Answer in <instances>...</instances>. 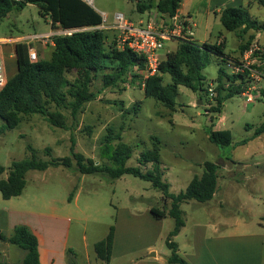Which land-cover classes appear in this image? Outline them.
Instances as JSON below:
<instances>
[{"label": "rangeland", "instance_id": "374dc122", "mask_svg": "<svg viewBox=\"0 0 264 264\" xmlns=\"http://www.w3.org/2000/svg\"><path fill=\"white\" fill-rule=\"evenodd\" d=\"M90 1L85 2L100 14L102 10L107 13L106 16L101 14L107 22L100 28L113 41L121 34L112 28L119 23L118 14L137 27H145L148 21L161 19L155 8L148 14L138 12L133 0ZM215 1L186 0V3L196 5L201 30L206 28L211 32V43L224 42L227 63L242 60L249 45L257 44L264 50V31L259 32L260 37H256L258 33L255 31H250L243 40L239 39L236 33L223 27L219 14L210 13L211 8L219 9L215 7ZM249 1L251 15L264 24V5L260 0ZM140 19L145 22L141 24ZM50 31L62 33L64 30L52 26L49 18H43L36 5L13 11L0 23V38L16 37L14 40L17 42H24L27 35ZM51 42L50 39L48 44L34 43L38 60V47ZM178 44L166 42L161 55L166 57ZM220 70L232 74L228 64L212 58L203 71L207 84L205 89H209L211 84L217 87ZM68 78L72 80L71 76ZM171 83V77L166 75L164 84ZM259 87L264 90V80L259 82ZM92 90L94 100L85 104L76 119L69 110L64 112L69 129L53 127L44 117L33 115L24 117L17 128L0 131V165L6 168L0 179L8 177L13 162L30 158L28 145L43 161L72 157L73 147L76 153L100 163L107 161L102 159V149L107 141H111L114 148L124 143L134 148L127 167H141L143 172H148L152 170V164L143 167L139 159L142 152L153 149L157 144L161 149L163 180L170 185V192L176 195L186 191L194 176L202 175L206 161L219 167L228 162L226 168L219 170L217 195L211 202L191 201L181 206L186 229L179 237H172L173 242L189 239L194 223L221 222L224 214L232 217L225 222L245 223L243 233L260 231V225L264 224V133L256 135V132L264 127V101L247 104L245 97L235 95L226 102L222 113L217 114L210 112L216 106V96L207 92L195 93L183 86L179 88L175 111L147 98L138 83L126 79L106 88L101 77L94 81ZM212 124L217 131L231 132V145L219 148L209 141L207 131ZM155 138L161 143L158 144ZM47 148L51 149L50 156L45 153ZM26 180V188L20 197L4 200L0 192V262L22 264L25 256L18 247L1 239V236L6 239L13 233L7 228L6 214L9 212L13 213L17 224L33 222L34 227L41 228L49 225L41 215L70 218L69 248L74 251L78 264H88V256L95 264V244L108 236L111 226H116L121 242L130 240L139 249L135 257H146L152 253H158L160 257L172 255L166 243L175 228V220L167 217L160 221L150 212L152 207L168 211L171 201H164L163 193L150 182L132 175L115 180L104 174L83 175L75 161L72 168L58 166L45 171H29ZM73 191L74 198L69 202ZM65 229L54 226L48 236L57 238L61 244L66 239ZM149 245L153 247L151 253ZM97 260L98 264H106ZM129 261V258L120 259L118 254L110 264H128Z\"/></svg>", "mask_w": 264, "mask_h": 264}, {"label": "trees", "instance_id": "16d2710c", "mask_svg": "<svg viewBox=\"0 0 264 264\" xmlns=\"http://www.w3.org/2000/svg\"><path fill=\"white\" fill-rule=\"evenodd\" d=\"M12 1H15L13 5ZM137 11L145 14L154 8L161 15L175 16L180 10L182 0H133ZM264 5V0H260ZM28 5H36L43 18H49L51 25L63 30H79L72 34H60L52 37L54 49L50 60L31 62L29 57L30 45L26 42L16 44L17 74L8 80L5 88L0 90V131L17 128L24 117L40 115L50 125L56 128H67L64 112L69 110L74 119L77 118L85 104L92 102L95 94L92 90L96 79L102 77L106 88L115 86L126 79L137 83L140 75L134 74L135 67H144V62L130 49L120 51L117 42L110 40L109 34L98 28L103 25L104 18L83 0H0V23L3 18L16 10H23ZM251 8L229 7L220 14L223 27L237 34L243 40L250 31L256 33L264 31V24L251 15ZM225 41V40H224ZM224 42L198 44L194 40L180 42L178 47L167 54L159 66V75L150 77L144 88L147 98H152L165 107L175 111L179 95V88L186 87L195 93L207 92L206 78L203 71L212 58L226 63L224 57ZM252 45H249V49ZM246 49V50H247ZM166 75L171 77V84L165 85ZM72 77V80L68 78ZM131 78V79H130ZM246 87L244 77L219 71L216 87V106L210 110L221 114L224 105L235 95H242ZM264 101V90H261ZM202 99V97H200ZM137 108L135 107L134 110ZM209 110H207L208 112ZM264 133V127L256 135ZM209 141L219 148L229 146L233 137L229 131L215 130L212 124L207 131ZM120 139V138H118ZM160 144L161 142L155 138ZM111 141H107L102 149V161L95 162L87 159L83 154L76 153L71 148L72 157L53 158L43 161L36 155V150L28 145L30 158L13 162L9 167L8 177L0 179V192L4 200L20 197L27 185L26 175L29 171H45L50 167L64 166L72 168L74 161L83 175L104 174L112 179H119L124 175L148 181L163 193L164 201H171L168 211L152 207L150 212L157 220L171 217L175 220V228L170 233L167 246L172 251L168 258L169 264H190L178 254V245L172 237L180 234L185 226L181 206L191 201L207 203L216 193L220 169L219 165L206 161L201 176L196 175L189 183L186 191L179 194L170 192V185L163 180L161 149L158 145L142 152L139 164L143 167L152 164V170L143 172L141 167H127V162L134 155L131 145L121 143L114 148ZM50 156L51 149L45 151ZM6 168L0 165V176ZM75 191L70 194L69 202L74 198ZM116 226H111L108 236L95 244L96 256L99 260L110 264L113 259V245ZM1 239L18 247L25 253L22 264H41L39 239L26 225L14 228L9 238ZM68 264H78L72 249L67 251ZM0 264H7L0 262Z\"/></svg>", "mask_w": 264, "mask_h": 264}, {"label": "crops", "instance_id": "0c3cea01", "mask_svg": "<svg viewBox=\"0 0 264 264\" xmlns=\"http://www.w3.org/2000/svg\"><path fill=\"white\" fill-rule=\"evenodd\" d=\"M18 1H22V0H18ZM241 6L248 8L252 7L249 0H216L215 7L216 8L219 7V9L215 10L211 8L210 13L219 14L220 16L221 12L226 8L229 7L235 8ZM195 8L196 5L193 4L188 5L186 3V0H182L181 7L178 13L182 15H190L193 17L196 23V27L194 28L193 40L196 43L202 45L211 42V39L209 37L211 32H209L208 29L206 28L204 31L201 30V23L198 20V13L196 12ZM101 14L107 15V13L103 10ZM145 14H148V12H146ZM104 20H106V17L104 18ZM139 22L144 23L145 20L140 19ZM50 33H52V31L27 35V37L24 38H28L30 36H35V35L50 34ZM260 36H261L260 33L256 35V37H260ZM14 38L16 37L4 36L0 38V58L4 59L5 62V74L7 80L13 78L18 72V65L16 60V44L20 42L15 41ZM168 43H172V42H168ZM33 47L36 49L35 44L33 45ZM53 49H54L53 41L47 46L44 45L38 47L40 59L50 60ZM164 60H166V58H164ZM258 164H259L258 162H255L256 167L260 168V165ZM227 165L228 162H226V165L221 166L220 169L224 167L226 168ZM218 175H219V171H218ZM243 187L246 186L243 185ZM216 195L217 192L215 193L214 198L216 197ZM221 206L223 207V205ZM226 215L227 214L223 215L224 219L221 222L214 221L213 224L194 223L191 237L187 240H182L180 243H177L179 256L185 259L190 264H264V224L260 225L261 226L260 231H257L255 233H248V232L243 233L242 230L245 229L246 224L245 223L243 224L242 222L239 221L225 222L232 218ZM41 217L46 218V220L49 221V225L46 228H41L40 226L34 227L33 222L28 224H17V222L15 221V216L13 215L12 212H9L6 214L7 228L11 232H13L14 228L18 225H26L28 227L29 226L31 227L29 228L37 235L39 239L41 264H68L67 251L68 249H70L69 237H70L71 219L58 218L54 215H41ZM54 221L56 222L60 221V222L59 223L57 222V224H55ZM54 226L66 228L65 229L66 239L63 243L61 242L62 245L60 244V240H58L57 238L55 237L49 238L48 236V233L52 232ZM184 229H186V223L180 234L177 235L176 237L182 235ZM138 250L139 249H137V247H135L130 242V240H125L121 242V239L119 238V232L118 230H116L115 240L113 245L112 262L119 254L120 259L129 258L130 261L128 264H169L168 258L170 256L160 257L159 254L156 253L155 257L153 256L135 257V254L138 252ZM148 251L149 253L153 252V247L151 245L148 246ZM87 259H88L87 261L88 264H92L90 260V256H88ZM94 263L98 264L97 258H95Z\"/></svg>", "mask_w": 264, "mask_h": 264}, {"label": "built area", "instance_id": "2783aa9c", "mask_svg": "<svg viewBox=\"0 0 264 264\" xmlns=\"http://www.w3.org/2000/svg\"><path fill=\"white\" fill-rule=\"evenodd\" d=\"M90 3V0H83ZM113 29L121 33L116 42L120 51L130 49L134 54L141 58L144 67L138 65L134 68L133 73L138 74L141 78L137 83L144 89L146 82L150 77L159 75V66L164 60L161 55L165 48L166 42H185L193 40L194 28L196 23L192 16L177 13L175 16L161 15V19L148 21L145 27H137L132 22L125 20L123 15H118ZM106 20H104L105 22ZM107 22V21H106ZM142 24V23H141ZM98 28H85L83 30H94ZM79 30H64L62 33H50L44 35H35L25 38L24 42L30 45L29 57L31 62L38 61V54L33 47L35 42H44L48 44L52 37L60 34H72ZM8 41V40H7ZM228 67L233 74L244 77L246 87L242 96L246 98L247 104H254L260 98L262 93L259 82L264 80V50L257 44L252 45L239 61H228ZM131 79V78H130ZM7 77L5 74V62L0 58V90L7 85ZM209 95L216 96V87L211 84L209 87Z\"/></svg>", "mask_w": 264, "mask_h": 264}, {"label": "water", "instance_id": "95a60500", "mask_svg": "<svg viewBox=\"0 0 264 264\" xmlns=\"http://www.w3.org/2000/svg\"><path fill=\"white\" fill-rule=\"evenodd\" d=\"M13 5H15V1H12ZM201 102V101H200ZM150 256H153L155 257L156 256V253H152Z\"/></svg>", "mask_w": 264, "mask_h": 264}]
</instances>
